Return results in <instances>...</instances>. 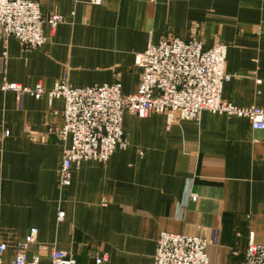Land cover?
<instances>
[{
	"label": "crops",
	"instance_id": "obj_1",
	"mask_svg": "<svg viewBox=\"0 0 264 264\" xmlns=\"http://www.w3.org/2000/svg\"><path fill=\"white\" fill-rule=\"evenodd\" d=\"M65 21L44 25L47 43L26 50L15 37L0 40V85L42 84L66 77L75 87L119 81L137 91L135 60L150 39H197L228 46L231 75L222 98L264 108V0H34ZM64 101L0 87V242L25 241L29 257L49 261L53 248L93 264H154L162 231L204 236L210 264H240L251 239L264 243V129L249 119L202 111L168 123L163 113H124L126 148L106 161L73 165L71 183L58 186L65 143L48 125L62 126ZM5 131L8 134L5 135ZM193 196L196 197L193 199ZM64 212L63 219L59 213Z\"/></svg>",
	"mask_w": 264,
	"mask_h": 264
},
{
	"label": "built area",
	"instance_id": "obj_2",
	"mask_svg": "<svg viewBox=\"0 0 264 264\" xmlns=\"http://www.w3.org/2000/svg\"><path fill=\"white\" fill-rule=\"evenodd\" d=\"M102 4L104 0H89ZM60 13L45 14L34 0H0V40L4 43L3 60L7 56V40L17 38L26 49L44 46L48 37L44 25L52 28L64 22ZM228 46L219 42L206 48L197 39L170 37L154 42L152 39L136 64L142 69L136 92L124 94L119 81L75 87L64 77L52 89L42 84L23 87L4 82L2 89L30 93L37 98L46 95L64 101L63 125H48L66 145L58 172V186L70 185L73 165L85 160L106 162L117 148H126L129 137L123 128L126 111L139 117L152 112L163 113L168 123L197 119L202 111L234 115L249 119L256 130L264 129V108L241 107L222 98V88L231 75L225 70ZM5 135L8 131H5ZM196 197H193L195 199ZM64 212L59 213L63 219ZM38 229L32 227L25 241L14 246L13 258L6 262L2 255L10 246L0 242V264H79L72 253L53 248L49 261L40 255L29 257L27 248L35 242ZM206 237L162 231L157 239L154 264H210ZM108 254H98L93 264H108ZM241 264H264V243L249 241L245 260Z\"/></svg>",
	"mask_w": 264,
	"mask_h": 264
},
{
	"label": "rangeland",
	"instance_id": "obj_3",
	"mask_svg": "<svg viewBox=\"0 0 264 264\" xmlns=\"http://www.w3.org/2000/svg\"><path fill=\"white\" fill-rule=\"evenodd\" d=\"M89 3H90V2H89ZM91 4H92V3H91ZM95 5H101V4H95ZM193 197H194V196H193ZM197 236H199V235H197ZM203 237H204V236H203ZM209 240H210V239H209ZM248 244H249V243H248ZM247 246H248V245H247ZM246 249H247V248H246ZM104 253H106V252H99V253H97L96 255H98V254H104ZM106 254H107V253H106ZM245 257H246V252H245ZM244 260H245V258H244ZM244 260H243V261H244ZM243 261H242V262H243ZM242 262H241V263H242ZM241 263H240V264H241Z\"/></svg>",
	"mask_w": 264,
	"mask_h": 264
}]
</instances>
